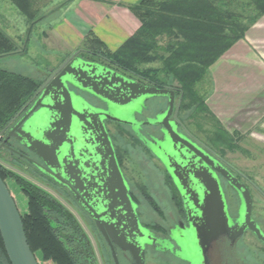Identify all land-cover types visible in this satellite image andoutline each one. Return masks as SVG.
Listing matches in <instances>:
<instances>
[{
  "label": "water",
  "instance_id": "95a60500",
  "mask_svg": "<svg viewBox=\"0 0 264 264\" xmlns=\"http://www.w3.org/2000/svg\"><path fill=\"white\" fill-rule=\"evenodd\" d=\"M174 93L170 86L142 85L103 64L82 58L79 51H74L51 71L33 97L0 132L4 133L0 147L25 159L42 175L69 190L73 187L82 193L94 219L102 217V222H116L114 217L105 216L110 205L116 202L112 209L118 208L126 214L128 211L124 209L121 196L126 199L128 207L129 201L106 123L128 126L136 131L135 113H141L149 99L167 98L166 111L146 120L148 126H159L161 135L142 140L186 197L185 210L190 216L189 240L192 248L200 251L203 264H206L204 253L209 242L228 232L230 226L239 227L240 233L244 229L252 230L264 242V235L251 220V198L245 188H242V208L235 223L228 216L217 182L213 179L212 209L202 208L204 199L193 200L186 186L196 182L208 192L210 186L205 178L210 176L201 166L203 154L176 131L177 123L169 120ZM30 103V108L16 121ZM8 141L20 145L28 155L8 147ZM190 153L193 156L186 158ZM195 158L199 160L193 163ZM235 188L240 189L238 186ZM100 192L102 202L108 206L100 203ZM128 209L130 212V207ZM134 226L137 234L140 228L135 220ZM0 237L9 264H38L27 244L14 199L1 178ZM124 249L130 252L136 264H143V251L137 242Z\"/></svg>",
  "mask_w": 264,
  "mask_h": 264
},
{
  "label": "flooded vegetation",
  "instance_id": "af4514ba",
  "mask_svg": "<svg viewBox=\"0 0 264 264\" xmlns=\"http://www.w3.org/2000/svg\"><path fill=\"white\" fill-rule=\"evenodd\" d=\"M77 51H79V56L82 58L85 54H93L98 60L91 59V61L103 64L116 71L118 74L142 85H153L158 88L167 87V85H159L145 76L124 69L118 65H114L108 58L104 56L82 49ZM45 79L41 82V84L45 81ZM172 88L175 90V93L173 108L169 116V120L171 122H176V131L183 135L192 145L196 147V149H198L203 154L204 158L201 160V166L208 171L207 174L211 178H205L206 184L210 186L208 192L203 190L196 182H190V185L186 184L188 185L186 187L189 190V193L192 194L193 200L201 201V199H204L202 208L205 210L209 208L212 209L213 179L217 182L219 187V192L225 205L226 212L230 219H232V221L235 223L238 211L240 208H242V188H245L251 198V220L254 222L259 232L264 235V221H260L253 216L256 198L264 201V189L258 185L253 174L238 170L230 162L225 160L222 153L216 150L213 145L212 147L209 146L208 144L204 143L203 140H200L189 131L186 124L180 117L181 94L178 92V88ZM160 99L165 100V108L159 113L166 111L168 102L167 98L149 99L145 103L146 107L142 108V112L135 113L134 115L135 120L138 123L136 126V131H133L130 127L125 126L130 129L132 137L135 139V141L139 143L150 155H152V153L142 138L148 139L149 136L159 137L161 133L159 126L146 125L147 118L153 117L146 116V113L148 111L149 105L153 101ZM32 103L24 108V110L16 118V121H18L24 115ZM108 123L113 122H107L106 125ZM113 124L117 126H124L116 123ZM3 138L4 133L0 134V145L3 141ZM110 139L116 164L126 188L125 195L129 201V207L131 211L129 212L126 199L123 198L121 196L122 193H120L122 198L120 200L124 206V209L128 212L123 214L118 208L112 209V206L116 205V202H114L113 205H110V210L107 213L105 212V216L114 217L116 222L113 220L109 221L108 223L102 222V217L100 219L98 218L97 220L94 219V214L92 209L88 206L86 198L82 193L78 192L73 187L69 190L66 186H63L51 178L42 175L32 164L15 153L10 152L5 147H0V152L4 151L10 158L16 161L22 160L23 162L27 163L28 166H30L45 180V184H50L59 190L58 193L54 194L50 190H47L48 188L46 189L40 187L57 202L59 212L53 216L54 223L56 224V227H58L60 234H62L65 243L69 246V249L80 261V264H136V261L130 252L124 249L125 247H129L133 242H137L143 251V264H146V256L149 253L164 258H170L172 261H175L178 264H203L204 261L201 257L200 251L198 249L196 250L192 248L191 242L189 240L190 223L188 219L190 216H187L185 210L186 197L183 196L182 191H180V189L176 186L171 176L164 169L167 182L169 183L168 190L163 186L165 191L167 190V194L165 195L167 209H165L166 212L164 210L166 214L164 215V212H162V209L158 206V200L154 199V197L151 195H148L144 188H132V186L129 184L121 168L120 158L114 147L111 136ZM6 145L20 153L28 155L25 149L13 141L6 142ZM192 156L193 155L190 153V156L186 158H190ZM198 160V158H195L192 162L196 163ZM212 163L214 166H212ZM204 174L207 175L206 173ZM236 186L240 187V189L237 190L235 188ZM226 191H229L235 200V215H232L230 212ZM52 193L56 197H54ZM100 194L101 203L102 193L100 192ZM101 204L108 206V204H105V202H102ZM165 207L166 205L164 208ZM142 209L145 211V215H143V212L141 211ZM154 216H157L159 220ZM196 217L197 214H195L194 218ZM134 220L140 228L137 234H135L136 231ZM201 223L203 224V222ZM122 225H124L125 228L122 227ZM230 227L231 229L228 232L220 234L214 240L209 242L204 253L205 263L264 264V242L260 240L252 230L244 229L243 232L240 233L239 227ZM239 243L241 244L239 245ZM242 244L244 245L241 247ZM223 254H225V257H223L225 261L221 258Z\"/></svg>",
  "mask_w": 264,
  "mask_h": 264
},
{
  "label": "trees",
  "instance_id": "16d2710c",
  "mask_svg": "<svg viewBox=\"0 0 264 264\" xmlns=\"http://www.w3.org/2000/svg\"><path fill=\"white\" fill-rule=\"evenodd\" d=\"M251 5L255 13L244 17L231 9V0H142L128 7L138 16L140 27L114 52H108L106 58L142 76L162 73L179 87L180 110L195 105L198 112L209 113L195 86L209 67L243 37L247 27L264 14V0H250ZM26 16L32 20V15ZM16 52L11 39L0 31V57ZM144 63H158L160 68L142 74L138 65ZM40 84L33 78L0 68V131ZM219 130L226 141L229 135L220 126ZM0 178L4 183L11 178L26 198V212L19 214L27 244L38 264H80L54 223L53 216L59 212L57 202L40 187L4 167H0ZM0 264H9L1 237Z\"/></svg>",
  "mask_w": 264,
  "mask_h": 264
},
{
  "label": "crops",
  "instance_id": "0c3cea01",
  "mask_svg": "<svg viewBox=\"0 0 264 264\" xmlns=\"http://www.w3.org/2000/svg\"><path fill=\"white\" fill-rule=\"evenodd\" d=\"M141 1L0 0V31L12 37L34 30L27 26L29 13L32 19L44 21L40 34L52 36L70 53L102 48L114 52L140 27L138 16L128 7ZM15 54L0 57V65ZM208 71L211 90L205 104L215 123L231 137L248 133L264 142V14Z\"/></svg>",
  "mask_w": 264,
  "mask_h": 264
},
{
  "label": "rangeland",
  "instance_id": "374dc122",
  "mask_svg": "<svg viewBox=\"0 0 264 264\" xmlns=\"http://www.w3.org/2000/svg\"><path fill=\"white\" fill-rule=\"evenodd\" d=\"M231 5L232 10L244 17H249L255 13L252 5L250 6V0H231ZM37 18L26 21L27 26L29 25L34 30L29 31L24 35H14L9 37L17 50L25 51L24 55L19 56L18 54H15L7 57L8 59L4 60L0 67L28 76L41 83L49 76L51 71L56 69V67H58V65L71 53L70 50L54 40L52 36L50 37V35L48 36L47 34H40L39 29L40 26L44 24V21L37 20ZM12 23H16V21H12ZM17 26L21 27V24L18 23ZM94 53L106 57L108 51L102 48V51H95ZM83 58L89 60L97 59L93 54H85ZM158 68H160L158 63H144L138 65V71L142 74H146L147 71H152L153 69L156 70ZM153 77L155 78L154 82L159 85L179 88L175 82H169L162 73H147V78L152 79ZM209 77V71H207L202 81L195 86L198 96L203 98L205 103L206 100H208L207 96L211 90ZM181 103L180 100V105ZM164 108L165 100L160 99L153 101L149 105L146 116H154ZM180 117L193 135L200 140H203V142L209 146L212 147L213 145L216 150L222 153L225 160L230 162L238 170L253 174L258 185L264 189L263 141H258L255 138L250 137L248 133H243L241 136L238 135L237 137H231L230 134L227 133L229 135L227 140H222L223 137L220 134L221 131L219 130L218 124L215 123L212 113L210 111L209 113L198 112L197 106L195 105L190 106L187 109L181 108ZM106 127L112 137L114 147L120 158L121 168L129 184L132 188H144L148 195H151L154 199L158 200V206L162 209V212H164V210L167 209L165 195L167 194L169 183L167 182V177L162 165L135 141L128 127L117 126L113 123H108ZM0 167L6 168L8 171H11L38 187L48 188L47 190H50L54 194L59 191L50 184H45V180L28 166L27 163L22 160L16 161L10 158L4 151L0 152ZM5 183L14 199L18 212L24 214L26 212V198L22 194L20 188L11 178H7ZM163 186L167 188L166 191ZM226 192L230 212L232 215H235V200L229 191ZM54 194L53 196L56 197ZM165 205L166 207L164 208ZM141 211L143 212V215H145V211L143 209ZM165 212L164 215H166ZM253 216L260 221H264V201H261L259 198H256L255 200ZM240 244L241 243H239V245ZM243 245L244 244H242L241 247ZM36 256L40 262V254L38 253ZM223 257H225V254L221 257L225 261ZM146 264L178 263L172 261L170 258H164L149 253L146 256Z\"/></svg>",
  "mask_w": 264,
  "mask_h": 264
}]
</instances>
